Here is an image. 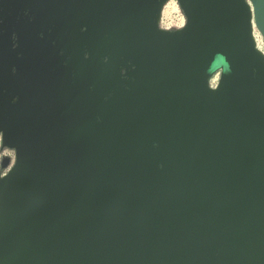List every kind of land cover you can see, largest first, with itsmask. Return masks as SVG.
Masks as SVG:
<instances>
[{
    "label": "water",
    "instance_id": "95a60500",
    "mask_svg": "<svg viewBox=\"0 0 264 264\" xmlns=\"http://www.w3.org/2000/svg\"><path fill=\"white\" fill-rule=\"evenodd\" d=\"M158 1H23L33 33L0 43V264H264V0H177L173 34Z\"/></svg>",
    "mask_w": 264,
    "mask_h": 264
},
{
    "label": "flooded vegetation",
    "instance_id": "af4514ba",
    "mask_svg": "<svg viewBox=\"0 0 264 264\" xmlns=\"http://www.w3.org/2000/svg\"><path fill=\"white\" fill-rule=\"evenodd\" d=\"M8 1L12 3V5H10L11 8L9 9V11H3V14L8 15V19H6L5 16H0V30L3 31V33L1 34L3 39H0V42L4 41L8 37L4 32L7 31L11 38L10 43H20L22 38V34L20 31L26 30L30 32V30L33 29L32 25L36 22V14L31 7L23 6L22 0ZM37 15L40 21L42 18V14L38 13ZM17 29L19 32L17 31ZM7 40L9 41V38H7ZM8 41L4 42L8 43ZM25 41H28V39H26ZM216 70L218 71L216 72ZM216 70L212 72L211 77L218 76L219 79L221 71L223 69L222 67L219 68V66H217Z\"/></svg>",
    "mask_w": 264,
    "mask_h": 264
},
{
    "label": "rangeland",
    "instance_id": "374dc122",
    "mask_svg": "<svg viewBox=\"0 0 264 264\" xmlns=\"http://www.w3.org/2000/svg\"><path fill=\"white\" fill-rule=\"evenodd\" d=\"M25 1V0H22V2ZM163 0H159L158 1V5H157V9L159 8L160 4L162 3ZM171 2H175L176 5H177V8L179 11L177 12H169L168 10V5L171 3ZM12 3L8 0H0V16H5L6 19H8V15L6 14H3L4 12L3 11H9V9L11 8ZM183 14V13H182ZM182 14L180 13V8L178 6V1L177 0H164L159 11L157 12L156 16H160L159 18V21H158V25L160 28L164 29V30H168L170 32V34L176 32V30H180L182 29L183 25L186 24L185 22V19H183V16ZM155 16V18H156ZM155 20V19H154ZM18 31V29H17ZM6 36H8L7 38H9V41L7 40V38L4 40L5 42L8 41V43L11 42V38L9 36V33L7 31H4ZM19 32V31H18ZM21 33L22 30L20 31ZM3 31L0 30V39H3L2 38V34ZM29 33H33L32 29L30 30ZM36 34V32H35ZM39 34V33H37ZM35 36V35H34ZM263 35L261 34V37ZM172 37V36H170ZM262 40L264 41V38L262 37ZM4 41L0 42V43H5Z\"/></svg>",
    "mask_w": 264,
    "mask_h": 264
},
{
    "label": "bare ground",
    "instance_id": "6f19581e",
    "mask_svg": "<svg viewBox=\"0 0 264 264\" xmlns=\"http://www.w3.org/2000/svg\"><path fill=\"white\" fill-rule=\"evenodd\" d=\"M247 5L249 8V13H250L249 21H250L251 43H252V46H253L255 53L264 59V41L262 40L263 36L261 37V31L257 27L256 21H255V13H254L253 3L251 1H248ZM168 10H169V12L179 11L175 2H171L168 5ZM159 18H160V16L158 15V16H156V18L154 20V25H155L156 31L163 33V34L169 33L168 30H164V29L159 27V25H158ZM184 27H185V25H183L182 29L178 30V32H181L184 29ZM215 80L218 81V76H214V77L209 78V80L207 82V89L213 88L212 83H215Z\"/></svg>",
    "mask_w": 264,
    "mask_h": 264
},
{
    "label": "built area",
    "instance_id": "2783aa9c",
    "mask_svg": "<svg viewBox=\"0 0 264 264\" xmlns=\"http://www.w3.org/2000/svg\"><path fill=\"white\" fill-rule=\"evenodd\" d=\"M182 16H183V14H182ZM183 19H184V16H183ZM217 71L218 70H216V72ZM216 83H217V80H215V83H212V84L215 85ZM14 157H15L14 149L7 147V146H3L2 141H1V136H0V173H5L8 170L9 165L14 162ZM4 158L8 159V165L3 168L1 166V162Z\"/></svg>",
    "mask_w": 264,
    "mask_h": 264
}]
</instances>
